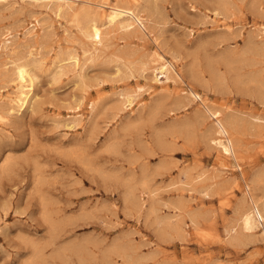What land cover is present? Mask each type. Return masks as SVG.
<instances>
[{
    "label": "rangeland",
    "instance_id": "374dc122",
    "mask_svg": "<svg viewBox=\"0 0 264 264\" xmlns=\"http://www.w3.org/2000/svg\"><path fill=\"white\" fill-rule=\"evenodd\" d=\"M8 1L0 264H264V0H73L99 10L97 44L43 0ZM115 6L142 22L108 24Z\"/></svg>",
    "mask_w": 264,
    "mask_h": 264
},
{
    "label": "bare ground",
    "instance_id": "6f19581e",
    "mask_svg": "<svg viewBox=\"0 0 264 264\" xmlns=\"http://www.w3.org/2000/svg\"><path fill=\"white\" fill-rule=\"evenodd\" d=\"M38 1V0H34ZM41 1V0H40ZM39 1V2H40ZM86 1H96L100 5H104L107 3V0H86ZM8 0H0V5H5L8 3ZM38 5L44 6L45 8H49L54 12L56 15L60 14L61 12H67L71 15H73L75 20H83L87 26V30H85L86 35H89L93 40L94 43H100L104 39V35L102 34L103 31L100 30L99 26L97 25V19L99 16V10H95L91 8V6L88 4L87 8L83 12H78L75 7V2L73 0H43L42 2L38 3ZM128 15L129 19H131L128 22L123 21V18ZM142 15L139 13H136L128 8H121L119 6L113 7L106 15V19L108 24L115 25V28L122 29V30H130L131 27H134L135 25L139 26L138 21L142 22L140 19ZM259 30L264 32V26L260 27ZM32 52V49L30 50V53ZM72 60L74 62V65L78 64L77 57H72ZM10 62L7 57L4 58V65H8ZM58 66H62L61 63H58ZM165 64L162 63L158 67H156V73H163L165 71ZM9 68H7L5 71V75L9 76L10 74H14L18 81V91L16 92L15 96V102L17 104L18 111L26 108V106L31 102L33 99V77L30 73L29 68L26 67V64L17 63L14 64L12 69L8 71ZM9 72V73H8ZM13 76V75H12ZM11 76V77H12ZM10 79V78H9ZM33 94V95H32ZM9 98H11L9 96ZM123 98V97H122ZM12 101V100H11ZM132 100L126 96L121 101V105L125 106V104L130 105ZM14 102V101H13ZM223 149L227 151L226 144H223ZM251 227V219L249 216L245 217L242 222V228L243 229H249Z\"/></svg>",
    "mask_w": 264,
    "mask_h": 264
}]
</instances>
